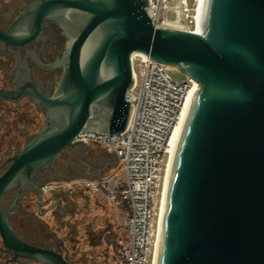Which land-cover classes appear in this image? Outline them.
<instances>
[{"label": "water", "instance_id": "95a60500", "mask_svg": "<svg viewBox=\"0 0 264 264\" xmlns=\"http://www.w3.org/2000/svg\"><path fill=\"white\" fill-rule=\"evenodd\" d=\"M149 0H43L31 13L67 37L52 97L36 94L44 126L0 180L2 252L71 264L11 230L1 205L12 185L50 172L88 133L120 134L131 120L132 58L198 84L173 147L154 264H264V0H202L200 33L154 25ZM97 178L96 180H100ZM90 180V179H87Z\"/></svg>", "mask_w": 264, "mask_h": 264}, {"label": "flooded vegetation", "instance_id": "af4514ba", "mask_svg": "<svg viewBox=\"0 0 264 264\" xmlns=\"http://www.w3.org/2000/svg\"><path fill=\"white\" fill-rule=\"evenodd\" d=\"M41 1L0 0V180L11 159L45 124L46 111L36 94L52 97L63 72L54 65L63 57L67 37L50 19H43L37 30L31 11ZM69 148L68 156H59L50 172L7 189L1 197L2 211L21 241L54 249L71 264H106L101 256L109 257L104 246L113 247L112 225L103 232L99 213L86 219L89 212L80 206L87 189L80 181L88 175L107 177L117 158L104 148ZM2 247L0 232V264H38L5 254Z\"/></svg>", "mask_w": 264, "mask_h": 264}, {"label": "built area", "instance_id": "2783aa9c", "mask_svg": "<svg viewBox=\"0 0 264 264\" xmlns=\"http://www.w3.org/2000/svg\"><path fill=\"white\" fill-rule=\"evenodd\" d=\"M149 1L145 9L154 25L200 33L201 0ZM132 63L135 85L126 98L133 112L127 129L120 134L88 133L77 138L100 145L114 155L119 161L118 173L80 184L98 193L118 177L116 187L121 186L119 194L128 207L125 228L117 240L123 263L153 264L162 166L169 155L173 133L198 84L193 80L175 82L160 63L143 55L134 56ZM117 192L111 189L114 201ZM120 205L118 201V209Z\"/></svg>", "mask_w": 264, "mask_h": 264}, {"label": "rangeland", "instance_id": "374dc122", "mask_svg": "<svg viewBox=\"0 0 264 264\" xmlns=\"http://www.w3.org/2000/svg\"><path fill=\"white\" fill-rule=\"evenodd\" d=\"M90 145H91V147H96V149L102 148V146H100V145H96V144H90ZM83 147H84V151H85L86 147L85 146H83ZM70 149L71 148L65 150L60 155V159L64 160L68 156V154L71 152ZM86 163H88V161ZM118 165L119 164L116 160V166H118ZM165 174H166V166L164 163V165L162 166V176H161V181H160L161 185L159 186V192H160L159 200L162 197V192L164 189ZM92 176L93 175H88V176H86V179H84V180H87V179L96 180ZM110 176H112V174H108L107 177H105V179L110 178ZM102 179H104V178H102ZM117 180H118V177L117 178L115 177V179L113 181H111L109 185H107L104 188L102 187L101 191H99L98 193H93V191L91 189L85 187L87 189V191H86L85 196H84V202L80 206V207H82V206L84 207L83 208L84 212L86 210L89 212V213H85L86 219L90 218V220H91L94 218V216L96 217V215L99 213V218H102L101 225L103 228H101V229L103 230V232H105V228L107 229L109 224L112 225V232L110 235L111 236L110 240L113 241V247L111 248V250H109V249L106 250L105 249L106 247L104 246L103 252L107 251L109 254V257L107 256L106 258H104V256H101V258L103 260L105 259L106 264H124L123 263V257L119 251V248H118L117 240L125 228V221L127 219L128 207L125 203H122V197L119 194V192L122 190V188H121V186L118 188L116 187ZM73 184L75 185L76 183H73ZM111 189H116V191H118L116 194V200L115 201L112 200V198H111ZM118 201L121 204L119 209L117 207ZM155 229H157V223H155ZM103 254L105 255V253H103Z\"/></svg>", "mask_w": 264, "mask_h": 264}, {"label": "bare ground", "instance_id": "6f19581e", "mask_svg": "<svg viewBox=\"0 0 264 264\" xmlns=\"http://www.w3.org/2000/svg\"><path fill=\"white\" fill-rule=\"evenodd\" d=\"M201 6H202V0H201ZM195 91H196V89L191 92V96L188 99V103H187L186 110L184 112L183 119H182L180 125L175 129V131L173 133V136L171 138V147L169 149V155H168L167 160H166V163H165V166H166V174H165V180H164V189L166 187L167 176H168V171H169V167H170V161H171L173 147L175 146V143H176L177 139L179 138L180 133L182 131V127L184 125V122L186 121L188 112L190 110V105H191L192 100H193L194 95H195ZM164 189H163V192H162V197L160 199V207H159L158 218H157V229H158V226H159V219H160V214H161V206H162V199H163V196H164ZM158 235H159V231H158ZM157 245H158V239H156V246H155V250H154L153 264L155 263V252H156Z\"/></svg>", "mask_w": 264, "mask_h": 264}, {"label": "crops", "instance_id": "0c3cea01", "mask_svg": "<svg viewBox=\"0 0 264 264\" xmlns=\"http://www.w3.org/2000/svg\"><path fill=\"white\" fill-rule=\"evenodd\" d=\"M102 148H103V147H102ZM117 162H118V164H119L118 159H117ZM118 168H119V165L116 166V163H115V164L113 165V167L111 168V171H110L109 174H112V176L115 175L116 173H118ZM112 176H110V177H112ZM104 179H105V177H104Z\"/></svg>", "mask_w": 264, "mask_h": 264}]
</instances>
